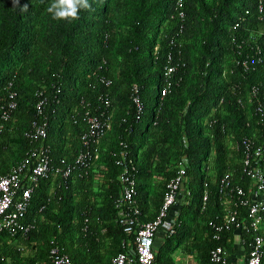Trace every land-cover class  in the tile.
Returning a JSON list of instances; mask_svg holds the SVG:
<instances>
[{
  "label": "trees",
  "instance_id": "obj_1",
  "mask_svg": "<svg viewBox=\"0 0 264 264\" xmlns=\"http://www.w3.org/2000/svg\"><path fill=\"white\" fill-rule=\"evenodd\" d=\"M89 2L92 10L69 22L51 18V0H0V176L41 144L24 135L34 119L46 123L42 145L61 165L81 148L83 111L99 112L108 99L111 113L90 169L40 179L25 216L35 227L25 236L0 233V264H46L52 239L74 264H107L135 236L117 222L118 175L126 167L134 175L133 206L140 221L151 220L183 156L180 212L172 232L155 239V262L177 264L180 251L212 264L210 249L234 242L233 229L216 241L208 226L223 212L217 181L233 171L234 183L247 185L241 153L230 144L254 131L253 88L264 104V0L261 10L259 0ZM170 63L172 84L161 97ZM133 84L143 105L138 118ZM36 90L47 98L41 115ZM8 91L17 106L4 120Z\"/></svg>",
  "mask_w": 264,
  "mask_h": 264
},
{
  "label": "built area",
  "instance_id": "obj_2",
  "mask_svg": "<svg viewBox=\"0 0 264 264\" xmlns=\"http://www.w3.org/2000/svg\"><path fill=\"white\" fill-rule=\"evenodd\" d=\"M182 0H178L181 5ZM262 0H259V10L262 9ZM183 17V12H179ZM182 26H180L181 31ZM246 65V60L241 62ZM175 70L171 63L166 66V81L161 88V97L169 92L172 84L170 75ZM10 84V83H9ZM106 85L109 81L105 82ZM15 92L8 91L4 105H1V118L9 119L12 110L17 106ZM36 112L43 113L46 96L43 90H36ZM237 102L242 103V95L237 96ZM254 98V103L252 99ZM131 100L137 111V118L142 113L143 105L140 100L138 87L132 85ZM252 104L250 114L254 117L255 128L250 136L231 141V148L241 153L240 170L241 177L248 179L243 186L233 181V171H226L218 178V192L221 195L223 212L218 218L210 219L208 226L212 238L220 241L223 233L234 230V242L232 248H226L221 244L215 245L209 252L212 264H235L234 255L239 247L243 258V264H261L264 246V104L257 97L253 88L247 97ZM105 109L92 112L85 109L81 120L85 128L80 135L81 148L75 157L61 165L51 162L48 148L42 145L46 137V123L38 119L31 121L24 135L31 142H40L37 148L27 151L25 157L14 164L3 176H0V233L8 232L12 237L17 234L26 235L34 227L33 221H26L27 209L30 206V197L40 179L49 177H69L74 171H87L98 158L97 143L111 127V113L106 110L110 107V101L104 100ZM249 121L246 125L249 126ZM123 157L126 151H122ZM188 165L187 158L181 157L176 166L174 175L166 182L163 198L156 216L147 221H140L139 212L133 206L132 196L135 192L134 175L127 167L118 175L121 183V193L116 202L117 222L126 233L135 230L132 243L123 241V250L113 255L107 264H156L154 255V243L162 228L165 229L163 237L172 232L179 207L176 206L181 194V187ZM209 198V191L205 190L201 199V209L204 210ZM43 206L39 208V211ZM246 245V248H245ZM46 264H74L70 255L63 250L54 239L49 241L48 260Z\"/></svg>",
  "mask_w": 264,
  "mask_h": 264
},
{
  "label": "clouds",
  "instance_id": "obj_3",
  "mask_svg": "<svg viewBox=\"0 0 264 264\" xmlns=\"http://www.w3.org/2000/svg\"><path fill=\"white\" fill-rule=\"evenodd\" d=\"M81 10H92L89 0H51L47 7L53 20L69 22L78 20Z\"/></svg>",
  "mask_w": 264,
  "mask_h": 264
},
{
  "label": "crops",
  "instance_id": "obj_4",
  "mask_svg": "<svg viewBox=\"0 0 264 264\" xmlns=\"http://www.w3.org/2000/svg\"><path fill=\"white\" fill-rule=\"evenodd\" d=\"M182 201V196L180 197L178 204L176 206L179 205V203ZM179 207V206H178ZM165 229L162 228L160 231L159 236L156 237L157 240H162L163 239V235H164ZM235 250H236V256L234 255V262L235 264H243V258L240 254V249L239 247L235 246ZM174 259L176 261L177 264H197L196 261L193 258L192 254H182L180 251H176L174 254Z\"/></svg>",
  "mask_w": 264,
  "mask_h": 264
}]
</instances>
